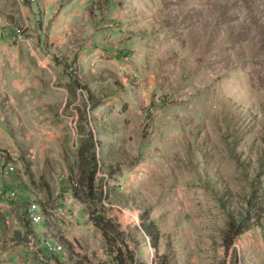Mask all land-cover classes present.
Returning <instances> with one entry per match:
<instances>
[{"label":"rangeland","instance_id":"374dc122","mask_svg":"<svg viewBox=\"0 0 264 264\" xmlns=\"http://www.w3.org/2000/svg\"><path fill=\"white\" fill-rule=\"evenodd\" d=\"M88 130L97 201L71 190ZM256 178L264 0H0V264H59L53 233L77 264H241L225 234ZM259 221L242 243L264 264Z\"/></svg>","mask_w":264,"mask_h":264},{"label":"trees","instance_id":"16d2710c","mask_svg":"<svg viewBox=\"0 0 264 264\" xmlns=\"http://www.w3.org/2000/svg\"><path fill=\"white\" fill-rule=\"evenodd\" d=\"M78 86L79 89L83 91H88V89L84 85L78 84ZM87 105L90 107V109H93L95 105H97V101L95 98L93 99L92 95L89 96ZM100 146L101 143L94 138V134L91 132V130H88L86 132L85 141L81 142L78 147L77 157L79 164L77 167V180L72 181L71 190L77 198H80L82 200H84V198L79 196L80 194L86 197V200L97 201V198L94 195V186L92 184V178L90 177V165L91 161L95 159L94 155L96 154V151L100 148ZM109 174V176H111L113 173L109 172ZM118 192L116 194H118ZM113 196L115 197L113 200H111ZM250 196V199L246 202V207L243 209V211H241V213L237 214L236 217L231 212L229 213L230 220L228 222V228L225 234V244L226 247H230L234 242H237L240 245L241 249L238 253V258L241 261V264H261L254 258H252V252L254 248L246 247V245L242 243V239L243 237H245L244 235L246 234V231L251 228L250 226H257L258 228L262 227V223H260L259 218H262L264 215V190L261 189V184L258 178H256L254 183H252L251 185ZM103 198L108 206L120 207V199L116 197L115 193L113 194L112 192L110 194H107L103 196ZM47 224L48 223L46 222V225ZM47 229H50L48 225ZM138 230L141 234V238H143L144 241L149 243L150 249L155 252L158 251L160 239L159 231L156 223L150 218L148 212L146 211H143L142 214L139 215ZM48 238L55 242V246H59L60 248L59 250L54 249V251L51 253L53 259L55 258V260L59 264H66L67 262H69V264H77V262H74L71 258V253L73 251L66 239L56 236L55 233L51 235L48 234ZM37 240H39V238H37ZM42 250L44 252H47V247L43 248ZM233 251H235V249H233ZM235 256H237L236 251ZM131 260L132 257H127L121 254L114 258V263L128 264V262ZM159 264H165V262H161Z\"/></svg>","mask_w":264,"mask_h":264},{"label":"built area","instance_id":"2783aa9c","mask_svg":"<svg viewBox=\"0 0 264 264\" xmlns=\"http://www.w3.org/2000/svg\"><path fill=\"white\" fill-rule=\"evenodd\" d=\"M12 166L9 167L8 171H12ZM27 211H28V218L32 222V220H38V217L36 215V207H28L27 206Z\"/></svg>","mask_w":264,"mask_h":264},{"label":"bare ground","instance_id":"6f19581e","mask_svg":"<svg viewBox=\"0 0 264 264\" xmlns=\"http://www.w3.org/2000/svg\"><path fill=\"white\" fill-rule=\"evenodd\" d=\"M29 207V206H28ZM30 207H36V215L38 217V220H34L35 222H39L42 219V214L37 212L38 206L33 202ZM39 210V209H38Z\"/></svg>","mask_w":264,"mask_h":264},{"label":"crops","instance_id":"0c3cea01","mask_svg":"<svg viewBox=\"0 0 264 264\" xmlns=\"http://www.w3.org/2000/svg\"><path fill=\"white\" fill-rule=\"evenodd\" d=\"M1 198V197H0ZM38 238V237H37Z\"/></svg>","mask_w":264,"mask_h":264}]
</instances>
